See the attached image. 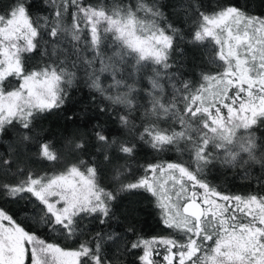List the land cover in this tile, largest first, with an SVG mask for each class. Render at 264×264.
I'll return each mask as SVG.
<instances>
[{
	"label": "snow or ice",
	"instance_id": "snow-or-ice-1",
	"mask_svg": "<svg viewBox=\"0 0 264 264\" xmlns=\"http://www.w3.org/2000/svg\"><path fill=\"white\" fill-rule=\"evenodd\" d=\"M261 129L264 0H0V264H264Z\"/></svg>",
	"mask_w": 264,
	"mask_h": 264
},
{
	"label": "trees",
	"instance_id": "trees-1",
	"mask_svg": "<svg viewBox=\"0 0 264 264\" xmlns=\"http://www.w3.org/2000/svg\"><path fill=\"white\" fill-rule=\"evenodd\" d=\"M7 0H4L6 3ZM186 56L191 59L192 57H196L197 62L200 58V53L198 51L193 50L191 46H188L186 51ZM79 96V93H77ZM52 123L49 122L45 125V127H51ZM264 132V129L260 130ZM55 133L58 136L62 133L61 128H55ZM259 134V133H258ZM177 154L175 153H168L160 157L161 159H169L170 157L175 159ZM145 159L151 160V157H145L144 155L141 156V162ZM214 183L221 184L225 191L231 193H247L253 191L254 189L248 185L247 181L241 180L238 174H234L232 171L228 172L226 179H221L218 181H214ZM135 206L139 211V219L142 223H145V232L148 234H160L162 230L157 226V217L155 215V209L152 206L151 198L147 197L146 194H138L131 196L129 199L124 201V207ZM63 246L70 247L71 242L64 244Z\"/></svg>",
	"mask_w": 264,
	"mask_h": 264
}]
</instances>
